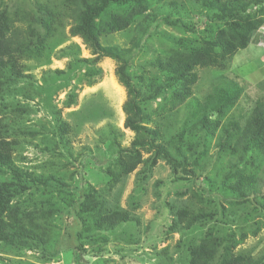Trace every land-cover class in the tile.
I'll return each instance as SVG.
<instances>
[{"label":"trees","instance_id":"1","mask_svg":"<svg viewBox=\"0 0 264 264\" xmlns=\"http://www.w3.org/2000/svg\"><path fill=\"white\" fill-rule=\"evenodd\" d=\"M61 8L60 14L41 8L40 17L26 10H0V175L15 181L0 190V243L44 247L50 236V224L43 218L48 211L27 212L19 197L26 190L48 185L23 171L15 160L19 138L27 130L24 125L17 127L10 116L12 111H19L17 97L29 101L38 96L50 108L54 139L59 145L68 144L71 125L53 107V95L69 87L79 73L92 86V80L102 74L97 65L108 58L116 62V76L127 92L124 127L136 134L131 146L123 148L117 130L106 125L103 140L115 149L118 170H108L110 188L139 167L138 177L146 181L159 160L170 166L174 182L189 179L196 183L202 178L203 190L209 193L208 208L177 210L166 231L169 235L181 234L175 246L179 264H264V246L257 254L238 250L247 238L244 227L256 215L263 219L260 229L264 227V80L255 85L257 94L248 109L240 105L249 87L247 81L240 84L220 77L204 100L192 98L199 69L226 71L235 55L246 49L264 27V0H64ZM62 17L70 21L71 36L80 37L94 57L82 58L75 44L64 47L59 52L69 58L65 69L42 71L38 84L24 62L46 57L58 46L56 43L52 49L51 41L62 35ZM162 25L185 35L161 34L171 47L148 63L152 76L145 65L134 71L135 50L152 38L153 31L159 35ZM124 32L133 34L128 47L104 45L103 38ZM76 97L74 89L65 105L75 104ZM156 102V109L149 111ZM184 107L189 111L169 140L158 125L148 126L155 116L166 117ZM29 130L35 138L32 127ZM51 182L64 185L59 180ZM13 185L14 191L10 190ZM12 200L15 206L10 205ZM68 201L78 208L76 218L81 224L76 233L77 259L84 256L90 237L102 236L107 243L109 235L103 233L104 229L133 221L124 209L110 208L92 186ZM6 212L14 217L8 220ZM252 228L251 235L257 236L259 223L254 221ZM90 231L91 236L86 235ZM100 253L102 250H94L91 255ZM168 253L164 249L156 254L164 255L161 264H171L165 260Z\"/></svg>","mask_w":264,"mask_h":264},{"label":"rangeland","instance_id":"2","mask_svg":"<svg viewBox=\"0 0 264 264\" xmlns=\"http://www.w3.org/2000/svg\"><path fill=\"white\" fill-rule=\"evenodd\" d=\"M63 1L0 0V10L3 7L10 10H26L40 17L41 8L62 13ZM61 20L64 24V27L59 26L62 35L51 41L52 49L54 44L57 43L58 46L46 57L24 62L28 73L36 78L38 84L42 82V71L65 69L69 58L61 57L59 52L64 47L75 44L78 46L76 52L82 58L94 57L91 49L80 37L71 36L70 21L64 17ZM158 31L159 35L153 31L152 38L146 39L143 45L141 43V47L135 50L132 63L134 71L136 67L145 65L147 73L152 76L148 63L161 55V51L171 47L163 33L180 35V31L165 25ZM132 36L131 32L118 33L103 38V43L128 47ZM97 66L102 70V74L92 80V86L89 85L88 78L79 73L69 87L53 95V107L61 111L63 119L71 125L70 134L66 139L69 140L68 144L59 145L54 139V122L50 108L44 106L38 96H33V100L29 101L24 100L22 96L17 97L21 103L19 111H12L10 116L17 127L24 125L27 130L19 138L21 143L15 153V160L23 171H29L44 179L48 185L47 188L42 186L41 189L26 190L25 194L19 197L27 212L39 214L48 211V215H43V218H47L50 224V236L44 247L27 248L0 243V264H161L164 255L159 257L156 254L164 249L169 251V258L165 257V260L171 264H179V254L176 253L175 246L181 234H167L168 225L175 219V212L181 208H208L209 193L203 190L202 178L196 183L189 179L174 182L171 168L163 160L158 161L146 181L142 182L141 177H138V171L141 170L139 167L133 174L122 178L110 188L111 177L108 170H118L115 166V149L108 140H103L107 135L106 125L110 124L117 130L118 142L123 148L131 146L136 134L124 127L123 105L127 92L116 76V62L103 58ZM197 72L199 80L193 87L192 98L204 100L220 77L236 80L240 84L247 81L249 87L241 98L240 105L248 109L257 94L255 85L264 80V27L255 34L246 49L235 55L226 71L221 73L216 69H199ZM74 89L77 94L75 104L67 107L65 103L68 94ZM158 104L159 102H156L151 105L149 111L156 109ZM188 111L189 109L184 107L166 117L164 114L155 116L148 126L158 128V125L162 134L166 135L165 140H169L182 126ZM28 127L35 131V138ZM148 156L149 154H146L144 157ZM179 172L182 173L180 170ZM51 179L63 182V187L51 182ZM12 182L15 181L10 176L0 175V190L3 189L2 185ZM89 186L101 193L110 208L124 209L133 221L111 230L104 229L103 233L109 235L107 243L102 236L101 239L90 237L84 256L77 259L75 253L79 248L76 233L80 231L81 224L76 218L78 208L68 199L82 195ZM15 188L13 185L10 190L14 191ZM10 205L15 206L16 201L12 200ZM4 217L10 220L14 215L6 212ZM42 221L43 219L37 222ZM254 221L259 223L260 229V221L263 222V219L256 215V218L244 227L248 234L238 247L239 251L257 254L262 250L264 227L259 230L257 236H252L250 230H253ZM234 230L237 234L240 232L238 229ZM91 234L92 231L86 235ZM94 250H102V253L92 256L91 252Z\"/></svg>","mask_w":264,"mask_h":264}]
</instances>
